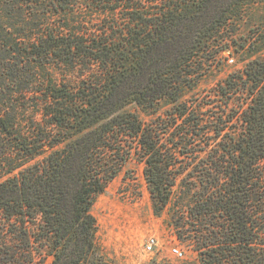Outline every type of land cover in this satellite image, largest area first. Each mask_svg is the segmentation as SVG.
<instances>
[{
    "label": "trees",
    "instance_id": "obj_1",
    "mask_svg": "<svg viewBox=\"0 0 264 264\" xmlns=\"http://www.w3.org/2000/svg\"><path fill=\"white\" fill-rule=\"evenodd\" d=\"M246 1L4 0L0 264H106L95 198L134 159L197 253L182 264H264V30L217 90L229 115L182 99Z\"/></svg>",
    "mask_w": 264,
    "mask_h": 264
},
{
    "label": "rangeland",
    "instance_id": "obj_2",
    "mask_svg": "<svg viewBox=\"0 0 264 264\" xmlns=\"http://www.w3.org/2000/svg\"><path fill=\"white\" fill-rule=\"evenodd\" d=\"M153 1L146 2L149 11L154 9ZM5 8L6 3L0 0V13H6ZM229 17L227 25L221 27L217 33L214 43L218 48L221 47L220 38L230 39L231 51L222 50L215 61L199 70L194 89H188L182 98L194 104L207 102L209 99L217 100L218 107L213 110L225 116L229 115L239 102L236 99L226 102L217 96V90L230 73L244 66V58L248 53L246 48L252 44L253 31L259 30L258 33H261L264 30V0L246 1L235 7ZM0 18V21L9 23L3 15H0ZM231 58L234 60L230 61ZM170 106V102L165 99L157 104L159 111L169 109ZM137 111L146 121L155 117L151 110L137 108ZM201 112L205 118L208 117V111L202 109ZM235 118L229 122V127L238 131L236 127L239 123ZM214 134L210 131L204 138ZM240 135L239 131L231 134ZM93 212L98 225L96 242L106 264H182L186 257L193 259L197 255L190 245L181 243L178 239L172 224L174 207L171 205L160 213L155 211L144 175V165L135 159L124 167L105 192L96 196ZM150 236L158 239V246L148 251L145 245ZM174 247H178L182 255L174 252Z\"/></svg>",
    "mask_w": 264,
    "mask_h": 264
},
{
    "label": "built area",
    "instance_id": "obj_3",
    "mask_svg": "<svg viewBox=\"0 0 264 264\" xmlns=\"http://www.w3.org/2000/svg\"><path fill=\"white\" fill-rule=\"evenodd\" d=\"M234 59H230V61H233ZM146 250L151 251L154 250L158 246V239L155 236H150L147 243H146ZM174 252H176L179 255H182L181 250H179L178 247L173 248Z\"/></svg>",
    "mask_w": 264,
    "mask_h": 264
}]
</instances>
